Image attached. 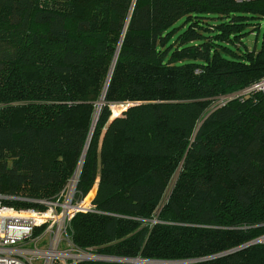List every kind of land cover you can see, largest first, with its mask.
Masks as SVG:
<instances>
[{
	"label": "trees",
	"instance_id": "obj_1",
	"mask_svg": "<svg viewBox=\"0 0 264 264\" xmlns=\"http://www.w3.org/2000/svg\"><path fill=\"white\" fill-rule=\"evenodd\" d=\"M259 18L264 0H0L3 203L57 197L89 144L95 210L69 233L103 258L67 264H264V92L240 93L264 79Z\"/></svg>",
	"mask_w": 264,
	"mask_h": 264
},
{
	"label": "built area",
	"instance_id": "obj_2",
	"mask_svg": "<svg viewBox=\"0 0 264 264\" xmlns=\"http://www.w3.org/2000/svg\"><path fill=\"white\" fill-rule=\"evenodd\" d=\"M250 91L264 92V79L240 93ZM240 93L222 97L220 105ZM75 177L73 176L57 197L34 200L41 204L42 207L39 208H16L7 205L3 203L5 199L17 197H6L0 194V264H37V262L56 264L58 260L67 264L72 259L73 251L78 252V250L69 233L71 220L78 212L95 210L93 203L95 194L91 195L94 188L89 194L76 200L77 179L73 186ZM39 229H41L40 232L36 233ZM43 242H46L45 246L40 245Z\"/></svg>",
	"mask_w": 264,
	"mask_h": 264
},
{
	"label": "rangeland",
	"instance_id": "obj_3",
	"mask_svg": "<svg viewBox=\"0 0 264 264\" xmlns=\"http://www.w3.org/2000/svg\"><path fill=\"white\" fill-rule=\"evenodd\" d=\"M182 21L183 20L179 21L178 24H181ZM255 22L258 23L257 24L258 28H256L253 32L248 33L243 38L245 44L251 50H253V49L259 50V49H261L262 42H263V39H264V18H259V19L255 20ZM181 29H183V28H181ZM230 47L233 50H237V46L233 45L232 43L230 44ZM242 48H245V47L243 46ZM127 107H128V105L126 103H114V104H111V109H112V112H113L112 115L114 116L117 113H118L117 115L121 114ZM96 190H97V185L94 186V190H93L95 192L94 194H96ZM40 245L41 246H45L46 242H43ZM73 253H74V256L70 260H76V259L77 260H81V259H85V258H94V257L103 258L102 256H98V255H96L94 253H90V252L89 253H86V252L82 253V252L73 251ZM135 261L136 260H134V262ZM37 264H40V263L37 262Z\"/></svg>",
	"mask_w": 264,
	"mask_h": 264
},
{
	"label": "water",
	"instance_id": "obj_4",
	"mask_svg": "<svg viewBox=\"0 0 264 264\" xmlns=\"http://www.w3.org/2000/svg\"><path fill=\"white\" fill-rule=\"evenodd\" d=\"M113 68H114V66H113ZM110 77H111V75H110ZM105 101H104V97L101 99V101L99 102V104L102 106V104L104 103ZM114 117V116H113ZM98 118V117H97ZM95 124V123H94ZM95 128V127H94ZM94 128H93V130H94ZM90 139H91V137H90ZM90 139H89V142H90ZM88 147H89V144H87V146H86V148H85V150H84V153H83V157H82V160H81V163H80V165H79V167H78V169H77V171H76V173L74 174V176H76L77 174H78V177H77V183H78V181H79V176H80V173H81V169H82V165H83V163H84V159H85V156H86V153H87V149H88ZM77 183H76V185H77ZM262 238H264V236L262 237ZM251 244V243H250ZM249 245V244H248ZM247 246V245H246ZM228 252H230V251H228ZM85 259H98V258H85ZM99 259H102V258H99ZM114 260H119V259H114ZM121 261H123V260H121ZM125 261H130V260H125ZM132 261V260H131ZM194 261V260H193ZM136 263H139V262H146V263H155V264H163V263H177V262H172V261H159V260H154V261H150V260H146V259H142V258H137L136 259V261H135Z\"/></svg>",
	"mask_w": 264,
	"mask_h": 264
},
{
	"label": "bare ground",
	"instance_id": "obj_5",
	"mask_svg": "<svg viewBox=\"0 0 264 264\" xmlns=\"http://www.w3.org/2000/svg\"><path fill=\"white\" fill-rule=\"evenodd\" d=\"M118 114V113H117ZM116 114V115H117ZM116 115H114V116H116ZM77 177H78V174L76 175V177H75V180H74V183H73V186L75 185V182H76V179H77ZM95 192L93 191L92 193H91V195H93Z\"/></svg>",
	"mask_w": 264,
	"mask_h": 264
}]
</instances>
